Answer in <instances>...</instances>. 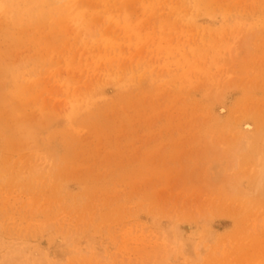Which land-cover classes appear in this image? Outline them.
<instances>
[{
  "label": "rangeland",
  "instance_id": "obj_1",
  "mask_svg": "<svg viewBox=\"0 0 264 264\" xmlns=\"http://www.w3.org/2000/svg\"><path fill=\"white\" fill-rule=\"evenodd\" d=\"M36 2L0 0V256L264 264V0Z\"/></svg>",
  "mask_w": 264,
  "mask_h": 264
},
{
  "label": "bare ground",
  "instance_id": "obj_2",
  "mask_svg": "<svg viewBox=\"0 0 264 264\" xmlns=\"http://www.w3.org/2000/svg\"><path fill=\"white\" fill-rule=\"evenodd\" d=\"M37 2H36V5L37 6H42L41 4L43 3L42 2V0H36ZM44 2H45V0H43ZM243 44H244V46L247 48V42H246V40H244L243 41ZM224 96L223 95H221V98H223ZM247 127V126H246ZM245 127V128H246ZM248 128V127H247ZM218 148H214L213 150L215 151V152H218V150H217ZM219 155V154H218ZM232 165H235L234 163L232 164ZM262 171H264V165H263V168H262ZM202 173V172H201ZM197 179V178H196ZM229 182V181H228ZM15 249H17V248H15ZM21 250V249H20ZM8 251V250H7ZM12 251V250H11ZM14 252H16V250L14 251ZM17 252H18V250H17ZM16 252V253H17ZM7 253V252H6ZM9 253V252H8ZM21 253H22V251H21ZM28 252H26V249L24 250V252L22 253L24 256H25V254H27ZM13 254V253H12ZM19 254H20V252H19ZM22 254H20V256L19 255H12V256H7V255H9V254H7L6 255V257H1L0 256V264H45L44 263V259H45V257H44V255H43V253H37L36 255H33V257H35V259H33V262L31 261V259H29V257H28V259L25 257V259L23 258V255ZM41 260H42V262H41ZM40 261V262H39Z\"/></svg>",
  "mask_w": 264,
  "mask_h": 264
}]
</instances>
